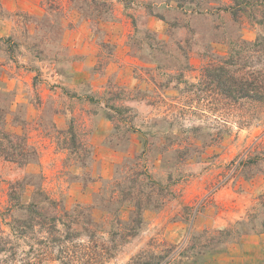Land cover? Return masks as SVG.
<instances>
[{"label":"rangeland","instance_id":"obj_1","mask_svg":"<svg viewBox=\"0 0 264 264\" xmlns=\"http://www.w3.org/2000/svg\"><path fill=\"white\" fill-rule=\"evenodd\" d=\"M241 1L0 0L2 228L61 217L13 264H264V109L214 78L262 77Z\"/></svg>","mask_w":264,"mask_h":264},{"label":"trees","instance_id":"obj_2","mask_svg":"<svg viewBox=\"0 0 264 264\" xmlns=\"http://www.w3.org/2000/svg\"><path fill=\"white\" fill-rule=\"evenodd\" d=\"M259 0H256L254 2H257ZM233 5L232 7L228 8H218V11H231L232 16L237 19L239 14L241 12L246 13V9L248 8V5L251 7H255L257 4L249 3L248 1H241V0H232ZM257 10L255 9V13ZM255 13L251 15L249 18H251L253 21H255L258 25H264V15L261 16V19L258 21L255 17ZM257 46H260L264 49V42L261 39H258L256 42ZM226 65V63H225ZM215 68H213V65L209 67L206 70L214 71ZM221 71H224L222 69ZM251 76V75H250ZM220 76H215V80L218 83V86L220 89L225 90L229 85L230 87H236L239 90L233 93H226L227 99H230L232 102H239L240 100H248L251 103H256L260 107L264 109V71L262 73V77L260 80L254 79V77L251 76L250 79H246L245 77H240V79H226L223 80V75L221 78ZM238 92V93H237ZM248 116V115H247ZM255 115L248 116L247 118H252ZM13 143V142H12ZM17 145V144H15ZM9 143V150H5V148L0 149V152L2 153V156H4L6 159L12 160L16 163H19L21 165H25L29 161V153L27 151L28 146L25 143H22L18 148L16 149V146ZM21 187L20 183L12 184L10 187L9 197L11 199V202H13L15 205H19L20 203V197H19V191L18 188ZM263 202V203H262ZM262 204L264 206V197L262 200ZM13 204V205H14ZM57 204V203H52ZM53 207V206H52ZM23 210H27L29 212V217L25 220H15L11 222H5V225L8 226L9 232L3 230L2 228V221L0 220V254L5 253V261L2 264H13L12 262L16 258V247L18 246L15 240L24 239L25 237L31 238V236L35 237L38 231L46 230L49 234H51V229L53 228V223L60 222V215L57 214L56 208L53 210L51 208H48L47 211L46 208H43L39 206V204H31L28 208L21 207ZM55 213V214H52ZM3 213L0 211V219ZM6 216V214H5ZM45 242L42 241V243ZM48 242V240H47ZM34 250V249H33ZM40 260L39 255H37V263ZM21 264H32L29 262H23Z\"/></svg>","mask_w":264,"mask_h":264}]
</instances>
